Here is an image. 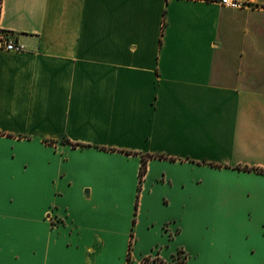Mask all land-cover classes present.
<instances>
[{
  "label": "crops",
  "instance_id": "obj_1",
  "mask_svg": "<svg viewBox=\"0 0 264 264\" xmlns=\"http://www.w3.org/2000/svg\"><path fill=\"white\" fill-rule=\"evenodd\" d=\"M237 1L1 0L0 264H264V0Z\"/></svg>",
  "mask_w": 264,
  "mask_h": 264
},
{
  "label": "built area",
  "instance_id": "obj_2",
  "mask_svg": "<svg viewBox=\"0 0 264 264\" xmlns=\"http://www.w3.org/2000/svg\"><path fill=\"white\" fill-rule=\"evenodd\" d=\"M219 2L222 5L228 6V7H242L244 4L237 1V0H219ZM0 49L8 50V51H21L22 47L21 45L15 43V41L7 36H5L1 31H0ZM150 256V259L148 261H144L143 257L141 260V264H150V261L156 260L155 258L152 257V254H148ZM147 256V255H145ZM159 256V255H157ZM162 259V258H161ZM160 262V261H159ZM162 263V262H160Z\"/></svg>",
  "mask_w": 264,
  "mask_h": 264
},
{
  "label": "trees",
  "instance_id": "obj_3",
  "mask_svg": "<svg viewBox=\"0 0 264 264\" xmlns=\"http://www.w3.org/2000/svg\"><path fill=\"white\" fill-rule=\"evenodd\" d=\"M0 3H1V0H0ZM0 10H1V7H0ZM145 170H146V161H145V159H143L142 164L140 166V171H139L140 178L144 174ZM130 245H129V247H130ZM178 252H180V250L177 251V255L173 256V259L175 258V260H174V263L175 264H181L185 260V258H186L185 255L183 257H180L179 254H178ZM149 259H150V256L149 255L143 257V260L144 261H148ZM127 260L128 261L130 260V252H128V254H127ZM159 261L160 262H163V259H159Z\"/></svg>",
  "mask_w": 264,
  "mask_h": 264
},
{
  "label": "rangeland",
  "instance_id": "obj_4",
  "mask_svg": "<svg viewBox=\"0 0 264 264\" xmlns=\"http://www.w3.org/2000/svg\"><path fill=\"white\" fill-rule=\"evenodd\" d=\"M178 254H179L180 257H183V256H184V253H183L182 251L178 252ZM175 255H177V252L174 254V256H175ZM152 257L155 258L156 260H154V261H150V264H161V263L159 262V259H161L160 256H157V254H152ZM141 260H142V259H141ZM141 260H140L139 263H130V264H141ZM174 260H175V258H174V259L172 258V260L169 261V264H175V263H174ZM163 262H165V261L163 260ZM142 264H144V263H142ZM181 264H183V263H181ZM184 264H190V263H184Z\"/></svg>",
  "mask_w": 264,
  "mask_h": 264
}]
</instances>
